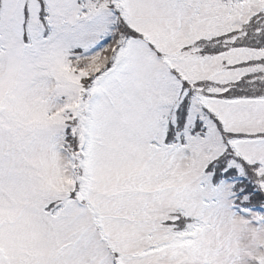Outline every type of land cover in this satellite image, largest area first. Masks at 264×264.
I'll return each mask as SVG.
<instances>
[{
    "label": "snow or ice",
    "instance_id": "1",
    "mask_svg": "<svg viewBox=\"0 0 264 264\" xmlns=\"http://www.w3.org/2000/svg\"><path fill=\"white\" fill-rule=\"evenodd\" d=\"M0 264H264V0H0Z\"/></svg>",
    "mask_w": 264,
    "mask_h": 264
}]
</instances>
